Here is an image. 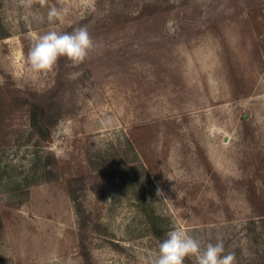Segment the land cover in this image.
I'll return each mask as SVG.
<instances>
[{
    "label": "rangeland",
    "instance_id": "1",
    "mask_svg": "<svg viewBox=\"0 0 264 264\" xmlns=\"http://www.w3.org/2000/svg\"><path fill=\"white\" fill-rule=\"evenodd\" d=\"M53 6L69 11L49 22ZM31 12L0 0V86L37 96L61 70L69 115L45 141L27 111L1 126L0 264H149L177 227L264 264V0H35ZM82 26L97 43L84 62L30 69L39 35Z\"/></svg>",
    "mask_w": 264,
    "mask_h": 264
},
{
    "label": "clouds",
    "instance_id": "2",
    "mask_svg": "<svg viewBox=\"0 0 264 264\" xmlns=\"http://www.w3.org/2000/svg\"><path fill=\"white\" fill-rule=\"evenodd\" d=\"M35 0H19V4L29 14ZM43 4L44 0H40ZM67 7H51L47 11V20L54 22L68 13ZM43 19V17H40ZM97 47L87 27H78L72 32L49 30L39 35L27 54L30 69L37 73L53 70L59 58L66 57L73 63L84 62L90 52ZM157 195H161L158 190ZM188 257L195 258V264H236L234 252L225 253L224 241L217 238L216 243H208L203 248L200 242L182 228H174L167 233V238L159 243L149 264H184Z\"/></svg>",
    "mask_w": 264,
    "mask_h": 264
},
{
    "label": "trees",
    "instance_id": "3",
    "mask_svg": "<svg viewBox=\"0 0 264 264\" xmlns=\"http://www.w3.org/2000/svg\"><path fill=\"white\" fill-rule=\"evenodd\" d=\"M64 59H60V66H63ZM70 89V80L65 72L59 71L55 84L45 93L37 96H30L23 92L7 91L0 86V130L8 119L16 111H27V118L33 133L39 141L50 139L54 127L61 119L69 115L67 92ZM48 156L45 164V175L48 179L56 176L55 161H51ZM84 210L79 207L78 214H83ZM88 264L89 259H88Z\"/></svg>",
    "mask_w": 264,
    "mask_h": 264
}]
</instances>
